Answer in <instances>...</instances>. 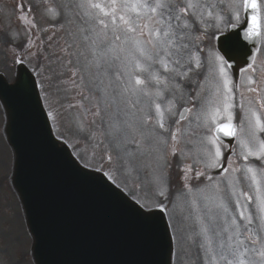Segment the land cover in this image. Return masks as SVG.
<instances>
[{"label": "snow or ice", "instance_id": "6c2138e0", "mask_svg": "<svg viewBox=\"0 0 264 264\" xmlns=\"http://www.w3.org/2000/svg\"><path fill=\"white\" fill-rule=\"evenodd\" d=\"M36 7L47 26L40 27L35 16L28 19L31 5L24 11V4L18 3L17 19L27 26L21 31L8 21L0 28V45L16 64H23L25 58L35 61V75L26 73L13 87H21L33 99L45 125L53 121L73 129L77 145L90 151L92 159L99 155L101 179L115 183L116 175L132 177L150 169L156 195L165 200L173 158L179 156L178 163H183L202 154L206 167L219 170L221 179L207 177L211 195H202L203 211L184 217H191L196 225L189 239L199 241L204 264H264V167L250 162L254 158L264 165V139L260 138L264 118L248 102L247 138L238 140L244 164L235 166L229 156L225 166L221 137L245 135L244 119L239 128L234 124L235 95L226 62L216 57L220 82L210 96L204 95V82L198 79L202 63L195 47L205 35L200 31L206 24L204 14L212 17L215 5L207 0H63L54 12L41 3ZM241 8L251 10L247 35L259 37L258 0H233L235 19ZM41 32L50 33L46 40L39 38ZM247 68L257 72L254 60ZM247 84L245 90L255 93L256 103L264 109V71L259 80L249 75ZM166 94L170 98L162 105L158 100L166 99ZM142 98L150 103H142ZM181 101L183 106L178 108ZM240 106L245 108L243 92ZM169 117H176L174 124H169ZM201 128L210 135L195 139ZM68 156L75 172L88 175L83 172L87 165L78 163L79 153ZM180 170L182 180L190 179V164ZM204 175L195 172L197 179ZM241 179L249 182L252 191L243 190ZM105 187L135 216L145 221L153 217L147 199L144 204L128 203L120 192ZM184 188L192 197L187 182ZM188 206L195 210L196 200L189 199ZM153 207L166 210L163 202Z\"/></svg>", "mask_w": 264, "mask_h": 264}, {"label": "water", "instance_id": "95a60500", "mask_svg": "<svg viewBox=\"0 0 264 264\" xmlns=\"http://www.w3.org/2000/svg\"><path fill=\"white\" fill-rule=\"evenodd\" d=\"M19 91H21L22 103L12 102L15 107L12 113L24 108L30 99L19 86L13 87V91L8 90L17 95ZM17 113L13 116H17ZM8 132L11 143L16 148L11 126ZM13 133L16 134V131ZM19 153L23 154L22 149L17 150L15 181L17 187L19 183L28 203L33 195V187L36 192L39 207L33 208L29 205L34 211L30 215V220L31 217L37 216L33 218L32 226L36 236V247L42 257L46 250L44 256L50 257L49 261L53 264L171 263L170 239L158 213L153 212V217L145 221L131 213L121 199L111 197L107 200L106 196L109 193L105 190L100 193L99 198L102 201H87L83 208L50 201L48 207L44 206L45 193L20 166ZM21 158L25 162L24 156ZM34 173L37 175L35 169ZM90 175L102 180L96 175ZM50 205L58 211L49 207ZM87 208L91 213L82 215L81 211Z\"/></svg>", "mask_w": 264, "mask_h": 264}, {"label": "rangeland", "instance_id": "374dc122", "mask_svg": "<svg viewBox=\"0 0 264 264\" xmlns=\"http://www.w3.org/2000/svg\"><path fill=\"white\" fill-rule=\"evenodd\" d=\"M62 2L63 0H0V28L4 27L8 21L14 22V19L18 17L20 13V10L18 11L16 9V5L18 3H23L25 6H27V9L29 5H31L32 12L28 13V19L32 20L33 16H35L38 25L40 27H46L47 24L41 17L40 10L36 7V4H44L46 7L51 8L54 12L56 11V6L61 4ZM207 2L215 5V7H213L214 10L220 9V7L223 6L222 4L224 3L223 0H207ZM231 7L233 6L231 5ZM223 21H225L224 18ZM219 29H222V25ZM40 34L47 37V35H49L50 33L41 32ZM109 35H111L110 31ZM34 63L35 61L32 60V69ZM14 64L15 63L13 62L11 55L6 54L3 45H0V72H2L7 77L8 81H12V79L14 78L12 75L14 73ZM200 80L202 81V79ZM53 126L56 130L55 134L58 137H63L68 142H70L73 151H75V153H79L80 160H82L92 168H101L102 161L99 158V155H97L96 159H92L90 151H85L82 144L77 145L73 129H70L64 125L58 126L56 122H53ZM73 145L76 146L73 147ZM0 154L1 166L2 160L4 163L3 168H1L0 166V264H32L30 256L26 252L29 249V241L27 239L26 242L25 240L20 238V234H22L25 226L20 211V206L9 183V175L11 172V154L5 144L1 141ZM237 160L238 164H240L241 160L239 155ZM176 163L177 161H172V167L169 169L168 175L166 177L168 186L167 200L156 195V186L152 183L151 178L146 177L147 173L139 176L137 175V180L140 183L139 187H135L133 185L134 187L131 188L130 186H128L126 183L127 180L125 178V175H116L114 179H116L122 186H125L129 190L138 191L139 193L137 194V196L143 199V204L145 203L146 199L151 198L147 203L148 207L154 208L153 205L163 202L166 206V212L169 216V222L172 225V230H174V232H182L184 230H187L188 233H185V236H190L186 222L192 218L190 217L187 220L184 219V217L186 215H189L190 213L188 207L186 206L188 205L187 200L190 199V197L185 194V191L183 192L181 190H177V188L174 187L176 181L179 180L178 173L175 172L177 170ZM108 167L109 166L105 164L104 171H107ZM141 170L138 172L139 174H141ZM262 181L264 182V180ZM204 195L210 196L211 193L208 190V192H206ZM181 209H183V211H181ZM20 239L23 242L22 244L20 242ZM19 245H23L25 249L20 250ZM194 247L196 248V245H194ZM187 255L188 254L186 252V248L182 244H180L178 248V255L176 258L177 264H190ZM204 259V254L203 257H200L199 251L195 253L194 261L196 262V264H204V262H202L204 261Z\"/></svg>", "mask_w": 264, "mask_h": 264}]
</instances>
